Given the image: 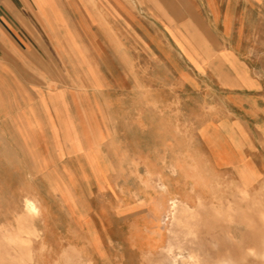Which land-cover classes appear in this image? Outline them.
Here are the masks:
<instances>
[{
  "label": "rangeland",
  "instance_id": "1",
  "mask_svg": "<svg viewBox=\"0 0 264 264\" xmlns=\"http://www.w3.org/2000/svg\"><path fill=\"white\" fill-rule=\"evenodd\" d=\"M231 2L225 20L207 28L194 16L180 32L232 52L204 56L222 70L184 87L185 119L172 81L165 97L145 86L148 73L171 79L164 71H132L137 86L129 71L41 72L37 112L0 122V264H264V0ZM149 88L165 102H146ZM238 102L259 128L244 165L229 167L194 133V112L238 116Z\"/></svg>",
  "mask_w": 264,
  "mask_h": 264
},
{
  "label": "crops",
  "instance_id": "2",
  "mask_svg": "<svg viewBox=\"0 0 264 264\" xmlns=\"http://www.w3.org/2000/svg\"><path fill=\"white\" fill-rule=\"evenodd\" d=\"M231 5V0H0V122L8 117L30 118L27 112H37L42 101L41 72L56 65L68 70L73 64L95 73L98 80L107 70L129 71L135 86L132 71L136 69L164 71L165 78L171 74V79H153L148 73L150 83L145 86H157L155 93L167 96L169 83L165 82L172 81L171 86L178 89L176 118L185 119L184 87L196 84V72L222 70L215 66L221 61L218 57L208 62L204 56L232 52L202 46L200 36L198 46H189L180 32L194 16L205 25L225 20L227 11L222 15L219 8ZM44 83L49 102L56 85ZM152 95L153 90L146 89V102H165ZM236 105L242 109L238 116L223 107L214 116L203 108L194 112V133L202 137L208 150L216 142V148L227 152L233 160L224 165L229 167L244 165L243 144L252 142L250 135L259 128L258 111L246 110L239 102ZM176 133L185 134L184 121ZM180 145L185 149L183 142Z\"/></svg>",
  "mask_w": 264,
  "mask_h": 264
},
{
  "label": "bare ground",
  "instance_id": "3",
  "mask_svg": "<svg viewBox=\"0 0 264 264\" xmlns=\"http://www.w3.org/2000/svg\"><path fill=\"white\" fill-rule=\"evenodd\" d=\"M27 208L32 212H37L38 208L36 207L35 203L31 200H28L26 203Z\"/></svg>",
  "mask_w": 264,
  "mask_h": 264
}]
</instances>
